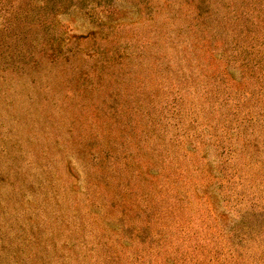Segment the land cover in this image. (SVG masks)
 I'll return each instance as SVG.
<instances>
[{
	"label": "rangeland",
	"instance_id": "1",
	"mask_svg": "<svg viewBox=\"0 0 264 264\" xmlns=\"http://www.w3.org/2000/svg\"><path fill=\"white\" fill-rule=\"evenodd\" d=\"M0 264H264V0H0Z\"/></svg>",
	"mask_w": 264,
	"mask_h": 264
}]
</instances>
